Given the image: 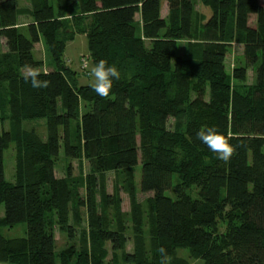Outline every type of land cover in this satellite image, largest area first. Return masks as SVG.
Instances as JSON below:
<instances>
[{"label": "trees", "instance_id": "16d2710c", "mask_svg": "<svg viewBox=\"0 0 264 264\" xmlns=\"http://www.w3.org/2000/svg\"><path fill=\"white\" fill-rule=\"evenodd\" d=\"M199 2L210 8L207 18L196 16L193 0H30L23 9L17 0H0V37L12 62L0 57V122L9 120V128L0 129V228L26 224L24 237L0 233L1 263L109 264V243L110 263L117 264L123 237L93 212V186L108 171H126L131 183L140 161V190L152 192L147 227L153 247L147 256L137 234L124 261L160 264L157 249L164 247L168 258L184 248L202 264H264V0ZM21 14L30 17L23 28ZM78 33L86 35L94 65L103 59L121 72L108 98L79 84L66 64V43ZM41 40L53 61L49 70L33 54ZM234 44L242 48L243 65L228 71L225 58ZM250 66L255 80L247 86ZM23 68L39 71L49 87L33 88ZM170 117L174 129L167 126ZM32 119H44L45 138L23 127ZM208 127L236 146L229 162L197 138ZM10 144L14 182L4 177ZM61 146L64 156L78 160L77 175L70 163L56 177ZM84 159L87 173L81 172ZM193 188L197 197L188 193ZM82 207L89 216L86 243L56 257L52 226L72 239ZM134 211L140 213L137 205Z\"/></svg>", "mask_w": 264, "mask_h": 264}, {"label": "rangeland", "instance_id": "374dc122", "mask_svg": "<svg viewBox=\"0 0 264 264\" xmlns=\"http://www.w3.org/2000/svg\"><path fill=\"white\" fill-rule=\"evenodd\" d=\"M196 4V10L205 12L210 16L211 10L209 7L201 6L198 0H193ZM17 5L20 9L30 7V0H17ZM205 10V11H204ZM23 21H28L30 17L27 14H21ZM255 15L249 19V24L255 26ZM184 42L179 44V55L186 54V45ZM7 54V47L5 41L0 37V57L4 58ZM33 54L36 58H40L44 62V68L49 70L53 66V61L48 48L44 42H38ZM7 54L6 60L12 63L9 59L11 55ZM64 58L66 64L77 72V82L79 84H90L94 82V78L90 76V69L94 63L89 58L88 54V40L85 34L78 33L72 40L66 43L64 50ZM82 58H88V63L85 68L82 67ZM226 68L231 71L232 68L243 65L242 48L234 44L228 50L226 55ZM29 68H23L21 72L26 73ZM254 68L252 66L247 68V78L245 85L249 86L254 83ZM5 116V115H3ZM6 117V116H5ZM8 118V117H7ZM2 119L0 122V129L9 128V120ZM176 120L169 118L167 126L169 129H174ZM23 127L27 130L34 128L40 137L45 138L46 127L44 119L24 120ZM72 163L70 164V162ZM4 163V177L7 181L14 182L15 180V149L14 145L10 144L3 152ZM69 164L71 165V173L77 175L79 172L77 161L67 158L63 153V146L60 148V153L55 161L54 170L56 177H63L67 171ZM89 171V162L83 160L81 164V172L87 173ZM141 178V164L140 161L134 166L132 172L131 183L126 171L114 172L108 171L101 176L98 174L97 183L93 186L94 192V206L93 212L103 217L107 221V225L111 229H119L123 237V247L117 250L118 263L117 264H131L124 261L123 253H131L136 245V235L141 234L143 240L144 252L148 256L152 250L153 244L147 227V199L152 195V192H142L140 190ZM193 197H197V190L195 188L188 191ZM80 194H84V189H80ZM166 195L175 197L173 190H167ZM139 207V214L134 211V206ZM137 209V208H136ZM4 214L3 204L0 203V217ZM82 223L76 226L73 230L72 239H68V232L62 231L58 224L52 226V231L55 238V253L56 257L60 250L74 244L75 247H82L86 243V229L88 226L89 216L84 207L81 208ZM71 217V216H69ZM72 223V219L69 220ZM225 230L223 221L218 224L217 232L222 233ZM139 232V233H137ZM0 233L6 238L24 237L26 235V224L18 223L12 227L0 228ZM108 257L107 260L111 264V245L107 243ZM1 263V262H0ZM201 259H194L189 255L187 249L178 248L173 255L168 258V264H202ZM5 264V263H1Z\"/></svg>", "mask_w": 264, "mask_h": 264}, {"label": "clouds", "instance_id": "9594fccd", "mask_svg": "<svg viewBox=\"0 0 264 264\" xmlns=\"http://www.w3.org/2000/svg\"><path fill=\"white\" fill-rule=\"evenodd\" d=\"M94 78L91 87L93 91L101 98H108L112 94L114 80L121 78V72L113 64L109 65L105 60L101 59L96 63L89 72ZM41 73L34 68L24 73L23 78L26 82L31 83V86L36 89H46L49 87L48 80L40 79ZM197 138L202 141L207 147L217 154V158L225 163L229 162L234 155L237 154L236 146L230 143L229 137L218 132L214 127L201 129L197 133ZM160 256V264H168V253L164 247L157 249Z\"/></svg>", "mask_w": 264, "mask_h": 264}, {"label": "crops", "instance_id": "0c3cea01", "mask_svg": "<svg viewBox=\"0 0 264 264\" xmlns=\"http://www.w3.org/2000/svg\"><path fill=\"white\" fill-rule=\"evenodd\" d=\"M198 2H199V0H198ZM200 3V2H199ZM201 4V3H200ZM195 6H196V4H195ZM194 6V7H195ZM201 6H202V4H201ZM195 9V12H196V16L197 17H205V18H207L208 16L206 15L207 13H206V11L203 13V12H200V11H197L196 10V7L194 8ZM198 13V14H197ZM160 15L162 16V17H166L167 15H168V6H167V3H166V1H163L162 2V5H161V11H160ZM136 19H139V16L137 15L136 16ZM29 21V20H28ZM19 22H21L22 23V28H23V24H25L27 21H23V18H21V15L19 16ZM41 42H43L42 40H41ZM69 42V41H68ZM36 45H37V43L36 44H34V49H35V47H36ZM73 161H77V163H78V160L77 159H73ZM70 163H72V161L70 162ZM1 264V263H0Z\"/></svg>", "mask_w": 264, "mask_h": 264}, {"label": "built area", "instance_id": "2783aa9c", "mask_svg": "<svg viewBox=\"0 0 264 264\" xmlns=\"http://www.w3.org/2000/svg\"><path fill=\"white\" fill-rule=\"evenodd\" d=\"M81 62H82V67L85 68L88 63V58H82Z\"/></svg>", "mask_w": 264, "mask_h": 264}]
</instances>
